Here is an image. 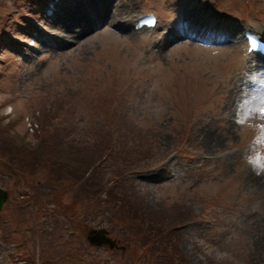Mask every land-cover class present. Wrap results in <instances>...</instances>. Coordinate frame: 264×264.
Segmentation results:
<instances>
[{
    "label": "rangeland",
    "instance_id": "rangeland-1",
    "mask_svg": "<svg viewBox=\"0 0 264 264\" xmlns=\"http://www.w3.org/2000/svg\"><path fill=\"white\" fill-rule=\"evenodd\" d=\"M48 1L0 0V188L7 192L0 264L161 260L156 255L162 250L152 254L121 227H110L102 206L83 213L93 206L74 194L86 179L71 186L66 174L53 178L44 168L14 166L6 154L36 148L44 133L55 134L52 145L64 159L68 152L77 154L73 158L97 154L99 133L113 137L116 152L96 174L111 179L119 167L136 172L130 177L137 194L161 215L163 234L178 237L183 264H264V119L256 114L264 106V74L248 71L239 45L220 44L228 27L234 36L243 27L263 32L264 0H57L51 17L44 15ZM121 1L128 29L133 15L146 12L157 15V28L134 35L95 22L78 44H61L51 32L54 18L70 7L93 13L96 2ZM192 27L200 29L195 38ZM42 43L47 50L28 55ZM235 85L244 93L232 98L235 108L224 109ZM117 130L139 134L138 154H122ZM208 157L215 160L204 162ZM84 177H93L91 170ZM100 229L97 237H110L123 249L89 245L88 233Z\"/></svg>",
    "mask_w": 264,
    "mask_h": 264
},
{
    "label": "trees",
    "instance_id": "trees-1",
    "mask_svg": "<svg viewBox=\"0 0 264 264\" xmlns=\"http://www.w3.org/2000/svg\"><path fill=\"white\" fill-rule=\"evenodd\" d=\"M112 105L109 106L110 110ZM103 113L110 118V112L104 110ZM47 131L46 127L42 129V132ZM118 131L119 130L114 133ZM127 133L129 134H126V130H120L118 135L120 137L115 136V140L117 137L119 145L118 143H116V145H118L122 154L129 158L131 157L130 154L133 156V151L135 150L138 154V149H136L135 144L138 142L140 136L136 131H127ZM45 134L46 133L41 134L39 137V144L36 148H18L17 155L13 156L9 151L6 156L9 160L14 161V166L18 163L20 169L25 167L44 168L45 170H43V172L48 173L53 178H56L55 172L60 174V176L66 174L69 180L67 183H70L71 186L74 185L71 181H83V179H86V181L78 185L77 191L74 194L76 198L75 201L83 199L89 201V206H93L92 208L85 209L84 212L82 210L83 213L95 212L94 205L97 207L99 205L102 206V209L100 207V211L103 214L109 213L108 223L110 227L113 229L121 227L122 230L120 231L123 235L130 237L132 242L134 240L136 244L141 247H148L147 250L151 251L152 254L162 250V254L158 253L156 255L161 259L157 264H173L172 261L183 264L182 254L176 244L178 237L172 239L170 238V234L166 232L163 234V228L161 229L158 227L161 215L159 213L155 214L151 207L145 203L143 198L137 194L136 186L132 179L127 178L128 175L136 174V172L128 171L123 173V170H127V168L122 169L119 167L112 172L113 177L111 179L105 178L101 173L96 174L97 169H100L102 166L104 159L108 157L107 155L116 152L114 146H110V142L114 141L113 137L109 141L108 137L99 133V140L95 142L93 147V149L98 152L97 154L92 153L93 156H87L85 158H73V156L77 157V154L68 152L64 159L61 157V154L55 153L56 146L53 147L52 145L51 139H53L52 137L55 134L51 138H49V136L45 137ZM98 142L101 144L103 143V146ZM99 145H101L100 148ZM39 147V150L42 148L41 152L38 150ZM103 156L105 157L103 158ZM35 158L38 159L39 162H36L34 160ZM55 158H57L56 162L54 160ZM61 158L64 160H60ZM99 163L100 166L98 167ZM71 168H74L73 171L76 172L74 175H72ZM89 170L93 173V177L85 178L84 176ZM84 208H86V206ZM152 216H154V218L150 219ZM157 239L162 242L160 246L157 245ZM166 257L169 259H166Z\"/></svg>",
    "mask_w": 264,
    "mask_h": 264
},
{
    "label": "bare ground",
    "instance_id": "bare-ground-1",
    "mask_svg": "<svg viewBox=\"0 0 264 264\" xmlns=\"http://www.w3.org/2000/svg\"><path fill=\"white\" fill-rule=\"evenodd\" d=\"M48 2H50V0ZM100 3L102 2H96L95 11L93 13L81 14L73 7H70L61 14H58L51 23V27H52L51 32L53 36L56 38V41H58L61 44L64 43L71 44V42L73 44H78L81 41L80 37H83L89 30H91L95 22L97 24L100 23L101 25H106V24L118 25L126 29L128 32H132L134 35L136 34V32H134L133 30L131 31L130 29H128L126 25L127 20H125V13H126V8H128L126 2L121 1L120 3H118L119 5H115V4L112 5V3H109L108 6L104 5L105 2H103L102 4ZM55 6H58L57 0L53 3V8L56 11ZM139 17H140L139 13H136L135 16L133 15V18H139ZM40 49L45 50L46 45L44 43L38 45L37 48L32 49V52H30L28 55L33 57L34 54ZM242 67H244L243 63H241L240 65L241 68L240 70L245 69V67L244 68ZM247 67H248V71H250L251 73L262 69V66L260 64L255 66L257 70L253 68L254 64L250 65L249 63ZM257 76H260V73L256 72L254 77ZM243 89L244 88L241 86L239 90L238 87L235 85L234 88H232V90L229 91V94L227 95V100L224 103V109H230L231 107L232 108L236 107L237 103L233 102L232 98L235 96V98H233L235 100L238 99V94L243 95L244 93ZM256 99L258 100L257 96ZM202 133H205V135H209L210 130H202ZM221 135L227 136L225 134H221ZM212 144H213V140H210L207 145L211 146Z\"/></svg>",
    "mask_w": 264,
    "mask_h": 264
},
{
    "label": "water",
    "instance_id": "water-1",
    "mask_svg": "<svg viewBox=\"0 0 264 264\" xmlns=\"http://www.w3.org/2000/svg\"><path fill=\"white\" fill-rule=\"evenodd\" d=\"M6 199H7V193L0 188V210H1L4 202L6 201ZM103 232H104V229L91 230L87 236L89 242L92 245H96V246H99L103 243H108L110 248H113L114 246H116L115 241H113L110 237H106V236L105 237H101V236L97 237L99 234H101Z\"/></svg>",
    "mask_w": 264,
    "mask_h": 264
},
{
    "label": "snow or ice",
    "instance_id": "snow-or-ice-1",
    "mask_svg": "<svg viewBox=\"0 0 264 264\" xmlns=\"http://www.w3.org/2000/svg\"><path fill=\"white\" fill-rule=\"evenodd\" d=\"M260 48V42L255 40V38H252L250 40V50H258ZM256 114L257 116H259L260 118L264 119V106L262 107H259L257 110H256ZM260 129L262 131H264V123H262L260 125ZM259 142V141H258ZM262 160H264V157H261ZM261 169L264 170V163H261Z\"/></svg>",
    "mask_w": 264,
    "mask_h": 264
}]
</instances>
